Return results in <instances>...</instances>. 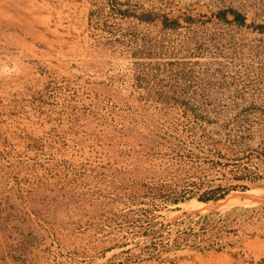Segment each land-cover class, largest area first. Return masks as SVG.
Masks as SVG:
<instances>
[{"label":"rangeland","instance_id":"obj_1","mask_svg":"<svg viewBox=\"0 0 264 264\" xmlns=\"http://www.w3.org/2000/svg\"><path fill=\"white\" fill-rule=\"evenodd\" d=\"M241 175L264 0H0V264H264V187L198 199Z\"/></svg>","mask_w":264,"mask_h":264},{"label":"trees","instance_id":"obj_2","mask_svg":"<svg viewBox=\"0 0 264 264\" xmlns=\"http://www.w3.org/2000/svg\"><path fill=\"white\" fill-rule=\"evenodd\" d=\"M233 14L234 15V19L239 23V24H243L244 23V18L241 15V13H239L238 11L229 9V10H220L219 12H217L216 14L219 15V17L223 20L227 19V15L228 14ZM175 24H178V19L174 20ZM165 25H168L167 20L165 19L163 22ZM260 28H263V26H261ZM236 179L238 180H250V182H253L256 180L254 177L252 176H248V175H241V176H237ZM255 184V183H254ZM252 187H264V184L262 183H257L253 186L247 185V184H240V185H232L229 187H218L215 189H212L211 191H207L206 193H204L203 195H201L200 197H198L199 200L201 201H210V200H217L220 198H224L228 193H230L232 190H248Z\"/></svg>","mask_w":264,"mask_h":264}]
</instances>
